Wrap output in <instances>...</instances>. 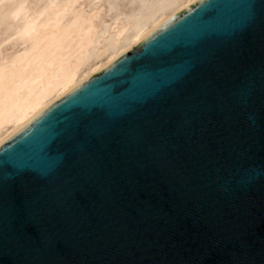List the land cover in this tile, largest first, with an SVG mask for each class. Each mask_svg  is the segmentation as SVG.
I'll use <instances>...</instances> for the list:
<instances>
[{
    "label": "water",
    "instance_id": "1",
    "mask_svg": "<svg viewBox=\"0 0 264 264\" xmlns=\"http://www.w3.org/2000/svg\"><path fill=\"white\" fill-rule=\"evenodd\" d=\"M0 264H264V0H200L0 146Z\"/></svg>",
    "mask_w": 264,
    "mask_h": 264
},
{
    "label": "bare ground",
    "instance_id": "2",
    "mask_svg": "<svg viewBox=\"0 0 264 264\" xmlns=\"http://www.w3.org/2000/svg\"><path fill=\"white\" fill-rule=\"evenodd\" d=\"M200 0H0V146Z\"/></svg>",
    "mask_w": 264,
    "mask_h": 264
}]
</instances>
